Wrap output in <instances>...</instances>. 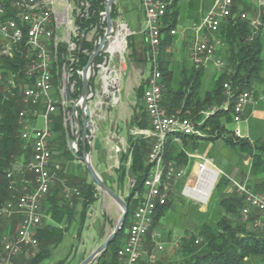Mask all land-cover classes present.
<instances>
[{"label": "built area", "instance_id": "obj_1", "mask_svg": "<svg viewBox=\"0 0 264 264\" xmlns=\"http://www.w3.org/2000/svg\"><path fill=\"white\" fill-rule=\"evenodd\" d=\"M97 1L103 6L100 10L94 8V0H12L10 9L13 15L10 16L5 0H0V57L13 58L18 53L24 59V74L29 81L21 86L23 107L17 119L19 133L25 140L23 147L30 146L32 150L28 162L21 164L15 161L6 170L10 188L17 190V175L20 176L22 188L19 194L14 193L11 199L0 205V219L18 215L20 222L16 230H8L0 235V264H15L14 259L18 256L31 258L39 251L37 230L44 222L43 201L61 169L55 159L53 115L62 114L71 134L70 150L85 164L83 154L79 155L82 143L84 147L86 144H94L99 123L105 118V109L116 106L120 101L122 66L127 61V41L133 32L120 13H117V17H112L115 28L108 32V0ZM171 2L172 0H142L144 30L153 54V67L147 84L144 85L142 99L151 128L139 129L135 134H141L150 140L151 147L146 158L150 168L144 181L142 201L134 210L125 243L118 250L117 256L122 264H139L145 253L144 248L158 207L167 204L177 182L186 175L184 166L167 158L169 141L180 144V134L202 135L199 125L216 109L206 111L202 121H195L179 111L167 113L163 105L164 83L157 55L163 38V18ZM93 17L95 20H92ZM238 19L249 23L250 32L246 37L248 42L259 36L264 40V0H213L198 22L193 21L192 26L182 30L191 35L190 59L195 67L214 65L218 70L225 67V61L217 56L218 48L225 43L217 33L222 25ZM87 21L90 22L84 26L83 23ZM178 32L177 28L171 30L174 36ZM105 40L107 45L103 48ZM100 46L102 49L86 73L89 81L86 102L90 108L88 121L91 127L85 138H82L78 135V130L80 126L83 129L81 120L82 113L85 112L82 109L81 95L85 65L81 66L80 56L90 57ZM16 77L15 73L9 72L3 81L6 98L14 94ZM224 86L228 99L223 108L228 109L233 101V119L238 124L247 107L257 104L259 99L253 96V89L236 94L229 83ZM73 107L77 108L76 112H73ZM109 139L111 142L115 140V134L110 133ZM114 150L116 153L127 151L120 142L114 146ZM195 156L200 159L195 182H186L181 193L200 203H207L224 173L216 168L214 158ZM119 166L120 160L116 159L114 167ZM210 171H216L217 175L212 178ZM231 180L244 199L242 218L253 228L263 229L264 192L248 188L232 178ZM64 192L67 198L80 195L78 188L67 184H64ZM155 235L160 234L154 233ZM163 249V244L157 242L153 254H150L151 261L154 262Z\"/></svg>", "mask_w": 264, "mask_h": 264}, {"label": "trees", "instance_id": "obj_2", "mask_svg": "<svg viewBox=\"0 0 264 264\" xmlns=\"http://www.w3.org/2000/svg\"><path fill=\"white\" fill-rule=\"evenodd\" d=\"M245 1V0H241ZM12 0H5L6 6L9 8L8 15L12 16L13 11L10 9ZM94 8L100 10L97 0H94ZM201 8V0H190L188 9L190 16H193L192 11H199ZM249 8V7H248ZM182 6L179 0H172L165 14L164 27L161 31L163 38L160 44V51L157 55L159 69L162 72V81L164 83V98L163 105L167 109V113L173 114L177 111L184 116H189L195 121H202L205 118V113L209 108L217 106L215 111L211 112L205 118V121L199 125L202 135H183L180 134L182 141L187 144L191 142L192 146L197 147L203 141H216L219 139L225 140L226 144L231 146H240L244 148L252 157V173L264 172V144L251 143L247 138H239L234 131L227 128L225 124L233 122V101L230 102L228 109L223 108L226 97L225 83H229L231 90L238 93L244 90L253 89L256 82H264V40L259 36L252 42L246 40L250 32L249 23L242 20H234L229 24L221 26L217 36L229 47V54H226L227 67L218 75H215L212 80V86L209 89L205 88V67L191 66V70H183L182 76L176 78L173 69L169 68L168 55L169 47L171 46L174 35L171 30L177 27ZM117 6H112V16L117 17ZM201 19L197 16L194 21ZM92 20H95L93 17ZM90 21L84 22L87 26ZM2 41L0 37V42ZM81 66L87 64L89 57L81 54ZM24 59L20 54H15L13 58L0 57V205L6 200L12 198L14 193H18L22 188L20 176H16L17 184L16 191L10 188V180L6 176V170L12 166L15 160L28 162L32 155L31 147H23L25 140L21 137L20 126L18 122V114L23 107L21 86L29 80L24 74ZM12 72L17 75V87L13 90L14 94L5 97L3 91V81L8 73ZM55 120V131L62 132L58 139L62 142L67 140L66 131L63 126L62 114L53 115ZM146 115L140 121V125L144 126ZM55 144V139H53ZM67 143V141H66ZM130 149L122 153L120 158V166L117 170L120 171V183L124 184L125 178L130 171L134 176V184L126 197L128 204V214L123 228L110 243L108 248L97 256V259L92 264H122L118 258V250L125 243L129 226L132 223L133 213L136 207L141 203L145 192V178L148 176L149 165L146 163L147 155H145V144L138 140L130 142ZM66 145V144H65ZM59 146V145H58ZM89 151V145L81 147L79 155L83 154V149ZM175 148H178V143H173L171 140L168 144L167 158L174 160L180 166L184 163L188 155L184 150L175 153ZM131 154V156H130ZM131 162L128 167L129 157ZM88 172V171H87ZM230 180V179H229ZM228 178L221 177L218 181L217 188L223 187L229 183ZM78 190L80 195H73L67 198L64 192V184L58 183L57 187L52 189L43 201V213H48L57 223L71 224L74 220V206L79 199H83V208L78 220L76 231V239H81L88 212L91 206L97 200V187L94 182H88L81 179ZM72 199H76L75 201ZM59 201L63 203L60 204ZM244 199L241 195L237 197L223 198L220 201V206L226 211L225 215L221 212L215 225L204 224L200 231V236L203 235V240H199V235L190 236L186 239L183 245L184 257L179 263L169 262L167 264H245L251 257L260 256L264 258V228H251L249 222L242 221L239 224H233V221L228 217L229 213L238 214L242 218L241 211L244 206ZM170 201L167 204L159 206L154 216V221L151 231L155 229L158 221L168 212ZM9 220V221H8ZM0 219V235L7 230H13L18 221L17 217L13 219ZM37 233L40 251L33 257L26 259L27 264H39L50 255L51 248L59 244L64 238L67 229L63 226L45 222ZM151 231L148 234V244L151 240ZM126 233V236H125ZM125 237L122 239V237ZM24 256V255H22ZM15 264H17V259ZM62 261L58 264H63Z\"/></svg>", "mask_w": 264, "mask_h": 264}, {"label": "rangeland", "instance_id": "obj_3", "mask_svg": "<svg viewBox=\"0 0 264 264\" xmlns=\"http://www.w3.org/2000/svg\"><path fill=\"white\" fill-rule=\"evenodd\" d=\"M141 1L142 0H118L114 4H116L117 6L118 13H119V8H120L122 11H124V14L128 12L125 15H126V18L130 19L134 17L135 15L142 13L140 11ZM189 1L190 0H179L180 5L182 6V12L180 13L181 15L177 23V29L179 30L180 33L176 35V44L178 45V48L180 49L177 50L175 53L169 51V55L167 56L169 66H172V69L174 71V76L176 78H180L183 70H187V71L191 70V64L186 58L187 53L183 47L187 39L182 33V30L192 26V22L194 18L197 16L200 17V15L202 14V11L206 9L207 3L213 2V0H201V8L199 9V11H196V10L192 11L191 14L193 16H190V9H188ZM124 2H126V4H124ZM136 42H137L136 39H133L132 46H131V44L129 43V39H128L129 46L127 49V52H128L127 57L131 63L135 61L134 55L132 53H133V47L134 45H136ZM131 66L132 65L130 64V68ZM146 72L147 73L151 72V66H148ZM204 84H205L204 89L210 88L209 85L211 84H209L207 81ZM130 103L132 104L135 103L134 92L130 96H127V97L125 96L122 102L123 105H130ZM144 116L145 115L142 114L141 121L143 120ZM144 122H145L144 126L146 127L147 120H145ZM130 126H132V121L129 118L128 119L126 118L122 126L123 132L125 131V128L130 127ZM107 127L111 128L113 131L115 128L116 129L115 131H117V134L115 136L119 135L118 134L119 127H116L115 125H113L112 120L108 119ZM230 127L233 128V130H235L236 124L234 123L230 124ZM97 130L98 132H97L95 142L97 143V146L103 147L104 144L106 143V137L108 136V134L106 131L102 130L101 125H100V128ZM60 134H62V132H60ZM135 136H136L135 140H138L139 142H143L145 144L144 150H145V155H147L151 147L149 138H146L141 134H136L134 135V137ZM108 139H109V136H108ZM132 140L134 139L132 138ZM253 143H256V142H253ZM257 143L263 144L260 142H257ZM58 144L59 146H56L57 151L59 150L63 151L62 154L68 157L69 156L68 154L70 152L68 151L66 147L67 145H65L66 141L62 142L60 139ZM27 147L29 148L30 146H27ZM197 148L200 153H203V154L207 153V154L214 156L216 168L222 170V172L224 173L223 175L221 174L220 178L225 177L226 179L228 178V176L232 177L233 170H235V168L237 167H240L242 168L243 173L240 174V179L238 178V180L241 181V183H246L248 188H253L254 190H257L260 192L264 191L263 188H257V184L254 182V180L248 177L250 175L248 165H246L242 159L238 160L236 158V156L238 157L239 153H243V152L247 153V151L244 148L240 146L235 147V146L226 144L225 140H222V139L216 140V141H210V142H207V140H203L198 144ZM178 152H180V149L175 148V153H178ZM190 152H194V151L190 150ZM69 157L68 158L70 161L72 162L74 161L73 164H75L76 166V170H77L76 173L79 174V178H82V176L85 174V177H83L85 178V180H87L88 182H94L90 174L87 172L86 165L83 162L78 163L77 161L73 160L71 156ZM18 159L19 160H15V161H18V163H21V164L25 163V161H21L20 158ZM199 160H200L199 158L195 159L194 157H190L188 155L187 160L184 163L182 162V166H184V169H186V175H184L183 178L177 182L176 190L172 193V196L169 200L170 208L168 212L158 221L157 226L153 230L155 233H159L160 235L159 236L155 235V237H153L154 239H152V235H151V240H149L150 241L149 244L147 242L144 248L145 253L142 256L141 260L139 261V264H167L169 262L179 263L184 257L182 249H183L185 240L190 238V236L194 234V235H199L198 238L199 240L202 241L203 235L200 236V231L202 229V226L204 224H208V225L214 224L215 225L219 217L218 212H221L223 215H225L226 213L223 207L220 206V201L226 197L229 198V197L238 196L237 188L231 183V180H229V178H228L229 183L227 185H224L223 187H220V188H217V185H216L215 189L213 190V194L207 203H200L199 201L182 194L181 190L183 186L186 184V182L188 181L189 183L195 182L196 171H197L196 164L197 162H199ZM111 161H112L113 166L110 169L111 170L110 174H112V176L114 177L115 176L119 177L121 173L119 170H115V167H114L115 158L114 159L112 158ZM216 175L217 173L213 174L212 177L213 176L215 177ZM133 180H134V176L129 171L128 175L125 178L124 184H121L120 188L115 187L116 191L115 190L114 191L119 193L124 199H126V197H128V194L130 193L132 189L131 184ZM78 182L79 181L71 180L69 181V184L78 188L80 187ZM262 184L264 185V182ZM95 185L97 187V193H96L97 199L98 198L100 199L99 203L96 205V208H95L96 215L91 220L90 228H88V230L86 231V235L85 236L82 235L81 239L79 240L76 239V243L74 244L69 255L65 257L66 259L64 260L65 262L63 264H80L81 262H83L87 258V256H89L99 245H101L104 242V240L113 232V230L115 229V227L117 226L121 218L122 211H123L122 207L115 200H113V198L107 192L100 189L96 183ZM228 217L233 221L234 225L239 224L242 221L245 222L243 218H240L239 215L235 213H229ZM70 225L67 223H64L63 227H65L68 231L71 227ZM249 225L251 228H253L250 223ZM76 228L72 230V234L74 235V237H76V231H77ZM126 233H125V236H126ZM124 238L125 237L123 236L122 239ZM157 242L162 243L164 246V249L158 253L156 260L153 262L150 259V254H153V249L155 245L157 244ZM65 243L66 242L62 244H65ZM63 246H66V244ZM39 251H40V248H39ZM45 264L47 263L45 262ZM245 264H264V258L260 256L251 257L246 261Z\"/></svg>", "mask_w": 264, "mask_h": 264}, {"label": "crops", "instance_id": "obj_4", "mask_svg": "<svg viewBox=\"0 0 264 264\" xmlns=\"http://www.w3.org/2000/svg\"><path fill=\"white\" fill-rule=\"evenodd\" d=\"M117 1L118 0H115V2H117ZM124 4H126V2H124ZM211 4H212V2L207 3L206 9H208L211 6ZM205 10L202 11L201 17L203 15V13L205 12ZM140 11L142 12V13L140 12L141 14L135 15L134 17L128 19V18H126V15H125L128 12H126L124 14V11H122L119 8L120 15L128 22L130 29L133 32V34L128 38L129 43L132 46V40L136 39V41H137L136 45H134V47H133V53H132L134 55L135 61L131 63L127 57L126 63H124V65L122 66V69H123L122 72L123 73L121 74V78H120V101L116 106L108 107L105 109V118L99 123V128L101 125L102 130L106 131L108 136L110 133H114L116 135L117 131H115L116 130L115 128L113 131L111 128L107 127L108 119L112 120L113 125H115L116 127H119V129H118L119 135L116 136L115 141H112L113 143L111 142L110 139H108V136H107L106 137V143L104 144L103 147L97 146L96 142H94V144L92 146H89V152L91 154V160H92V163H93L95 169L104 178V180L107 182V184H109V186H111V188L115 191H116L115 187L120 188L121 183H120V179L118 176L114 177V176H112V174H110V171H111L110 169L113 166L111 160H112V158L113 159L115 158V160L116 159L120 160L121 155L123 152H125V150L120 152V153H116L114 150V146L118 142H120L123 145L124 149H126L128 151L130 149V145H131L130 142L133 141L132 138L134 140L136 139V136L134 137V135H136L135 132L139 129L140 130H142V129L149 130L151 128L149 117H148V114H147L145 107H144V101L142 100L143 99V90L145 88L144 85L147 84V81L151 75V72L147 73L146 71H147L148 66H151V71H152V67H153V60L148 58L151 54V48H150V44H149L148 35L146 34V32L144 30L145 29V21H144V9L142 7V1H141V10ZM179 33L180 32H178L177 35ZM182 33L184 34L185 38L187 39V41H185L184 46H183L184 49L186 50V53H187L186 58L188 59V61L190 62L191 66H192L193 63L190 59L191 35L187 32H182ZM129 43L127 41V49H128ZM179 49L180 48H178V45L176 44V36H175V38L173 39V42L169 48V51L175 53ZM226 54H229V47L227 44H224L223 46H221L217 50V56L222 58L225 61V67L224 68L218 70L214 65H210V66L206 67L207 70H206L205 82L207 81L209 84H211V85H209L210 87L212 86V80H213L214 76L223 72L225 70V68L227 67V63H226V56L227 55ZM138 57H141V58L145 57L147 59L146 60H140ZM130 64L132 65L131 68H130ZM209 67H211V68H209ZM169 68L172 69V66H169ZM181 76H182V73H181ZM253 90H254L253 96L256 99H259L257 104H251L247 107L243 119L240 122H238V124L233 121V122L227 123L225 125L227 126L228 129L234 131L236 136H238L239 138H247L250 140V142H260V143L264 144V99H262V97L264 96V82H256L253 85ZM133 92L135 94V103H133V104L130 103V105H123L122 102H123L125 96L126 97L130 96ZM227 96H228V94L226 91V97ZM213 108H217V106H213V107L209 108L208 110L213 109ZM142 114L146 115V120H147V126L146 127L145 126L142 127L139 124L141 121V118H142ZM126 118L127 119L129 118L132 121V126L125 128V131H124L125 133H124L122 130V126H123L124 120ZM39 122L40 121H38V123ZM81 122H82V120H81ZM233 123L236 124L235 130H233V128L230 127V124H233ZM55 124H56V122L53 119V124H52L53 131H54L53 139H55V145L58 146L59 145L58 144V142H59L58 136L60 135V133L55 131ZM63 126H65L64 128H65L66 137H67V140H66L67 146L66 147H67L68 151L70 152L68 155L71 156L72 159L77 161L78 163H82L81 160L78 159V157H76L74 154H72V152L70 150L69 141L71 139V136H70V131H69L68 127L64 123V119H63ZM237 131H239V133H237ZM207 142H210V141H207ZM82 146H83V143H82ZM178 148L180 149V151L184 150L187 153V155H189L190 157H194L195 159L198 158L195 155H201V156L214 158V156H212L210 154L200 153L197 147L194 148V146H192L191 142L185 144L182 141L180 144H178ZM190 150H192L194 152H190ZM62 152L63 151H60V150L57 151V149H56V158L55 159L60 164L61 169L58 173L57 180L55 181V183L52 186V189L57 187L58 183H60V182L62 184H64V183L69 184V181H71V180L72 181H80V179L85 177V174H84L82 176V178H79V174L76 173V171H77L76 166H75V164H73L74 161L73 162L70 161L69 160L70 157L68 156L69 157L68 158L66 155H63ZM191 155H193V156H191ZM236 158L238 160L242 159L244 161V163L246 165H248L249 171H250V175L248 177L250 179L254 180V182L257 184V188H263V190H264V185L262 184L264 182V172L252 173V171H251V166H252L251 155L249 153L243 152V153H239L238 157L236 156ZM114 164H115V161H114ZM127 165L129 167L130 164L127 163ZM117 169L118 168L115 167V170H117ZM245 172H246V170H245ZM241 173H243L242 168L237 167V168H235V170H233L232 177L228 176V178L230 180L232 178V179L241 183V181L238 180V178L240 179ZM83 179H85V178H83ZM231 183L234 185L232 180H231ZM242 184L247 185L246 183H242ZM71 187H74V186L72 185ZM251 189H253V188H251ZM255 191H257V190H255ZM258 192H260V191H258ZM261 192H264V191H261ZM99 201H100V199L98 198L95 201V203L91 206V208L87 214L88 217H87L86 225H85V228H84V231L82 234L84 236L86 235V231L88 230V228H90L91 220L96 215V213H95L96 209L95 208H96V205L99 203ZM59 202H60V204L63 203L62 201H59ZM73 206H74L75 214H74V220L70 225L71 226L70 229L68 231H66L62 241H60L59 244H57L55 247L51 248L50 255L48 257H46L43 261H41L39 264H45V262L47 264H58V263L64 261L66 259L65 257H67L69 255V253L71 252L74 244L76 243V237H74V235L72 234V230H74V228H76L78 226V220H79L82 208H83V199L77 200V202L75 204H73ZM44 216L45 217H44L43 225L46 224L45 222H48V223L63 226L64 222L66 220V217H65L62 223H57L56 220L53 219L50 214L45 212ZM14 217L18 218V221L15 224V227L13 228V230H16V228L20 222V216L14 215L13 217H11L9 219H13ZM154 233H155L154 231H151L150 236L152 235V239H154L153 237H155ZM65 239H67V240H65ZM64 242H66L65 243L66 246H63V245H65V244H62ZM16 259H17V264H27L26 259H28V258L25 256H18Z\"/></svg>", "mask_w": 264, "mask_h": 264}, {"label": "water", "instance_id": "obj_5", "mask_svg": "<svg viewBox=\"0 0 264 264\" xmlns=\"http://www.w3.org/2000/svg\"><path fill=\"white\" fill-rule=\"evenodd\" d=\"M115 3V0H108L107 5H106V11L108 14V32H110L109 30H111V28H115V22L113 20V18L111 17V8L112 5ZM107 45V40L104 41L103 43V48H105V46ZM102 49V46L96 48L90 55L87 64L84 66L83 68V79H82V92L81 95L83 97V101H82V109H85V112L82 113V124H83V129L80 126L79 130H78V135H81L82 138H85L88 129L91 127L90 122L88 121V116L90 113V108L88 105L87 99H86V95L88 92V84L89 81L87 79V71L89 66L91 65L92 61L95 59L97 53ZM146 57V56H145ZM145 57H138L140 60H146L147 58ZM149 59L153 60V54L151 52L150 56L148 57ZM77 108L73 107V112H76ZM79 122V120H78ZM82 158H84L85 161V165L87 167V170L91 176V178L93 179V181L97 184V186L104 190L105 192H107L112 198L113 200H115L121 207H122V215L121 218L117 224V226L115 227V229L113 230V232L104 240V242L99 245L89 256H87V258L81 262L80 264H91L95 261V259L97 258V256H100L101 253L103 251H105L108 246L110 245V243L114 240V238L116 237V235L119 233V231L123 228L125 220H126V216L128 214V204L126 202V200L117 192H115L108 184L107 182L101 177V175L98 173V171L95 169L94 165L92 164L91 161V154L89 151H87L85 148L83 149V156Z\"/></svg>", "mask_w": 264, "mask_h": 264}, {"label": "bare ground", "instance_id": "obj_6", "mask_svg": "<svg viewBox=\"0 0 264 264\" xmlns=\"http://www.w3.org/2000/svg\"><path fill=\"white\" fill-rule=\"evenodd\" d=\"M117 44H118V43H117ZM216 173H217L216 171H210L211 177H212L213 174H216ZM213 177H214V176H213ZM213 177H212V178H213ZM207 192H209V189L207 190Z\"/></svg>", "mask_w": 264, "mask_h": 264}]
</instances>
